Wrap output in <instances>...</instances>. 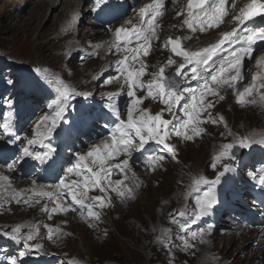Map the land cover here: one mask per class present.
Segmentation results:
<instances>
[{
	"label": "snow or ice",
	"instance_id": "obj_1",
	"mask_svg": "<svg viewBox=\"0 0 264 264\" xmlns=\"http://www.w3.org/2000/svg\"><path fill=\"white\" fill-rule=\"evenodd\" d=\"M227 0H187L186 7L181 10L178 15L186 12V18L182 22V26H187L192 32L199 30L206 32L209 29L219 27L225 22V18L230 15L226 9ZM111 0H94L93 11L108 8L109 11L115 6L109 7ZM231 20L229 23H235L231 31H224L220 34L219 39L207 47L198 50L184 49L181 44V38H168L164 47L169 48L171 53L182 58L183 62L177 64L176 70L172 75H165L168 66L176 63L170 56L167 63L158 67V70L152 72L151 79L146 83L141 80L143 76L148 74L146 69L148 65L138 57L142 54L147 56L150 54L152 42L159 39L158 19L163 16L165 10V0H152V3L146 4L138 12V23L133 24L132 20H126L125 25L119 28L109 30L113 32L114 39L109 42V48L115 49L116 53H125L124 57L116 61V71L123 75L127 87V96L130 103L127 105V119L121 116V110L115 105L113 97L118 93L107 94L106 110H103V126L109 129V136L102 141L103 147L100 145L92 146L86 153H72L67 161L63 160L56 147L53 146V133L61 126V122L68 123L66 112L72 108L71 101L76 97L87 98L90 93L80 92L74 88H70L63 80L55 78L56 98L53 100L54 107L50 114L45 115L40 123L33 129L31 139H26V145L21 149L20 155L16 158L25 161V158L38 161L41 166H46L45 170L53 172L60 169L64 171V164L72 163L67 168L65 174L59 179L58 183L49 184L44 187L54 189L55 191H39L33 192V195L47 197L50 201L55 202L56 206L51 209L52 213L63 211H79L80 216L88 221V226L94 228L92 219L99 220L100 213L94 209H103L111 204V199L105 196H89L90 190L99 188L101 193H105L106 189L102 186L105 179L114 174L110 167H106L108 161L119 156L125 158L114 167L117 169L130 170L129 161L134 152L140 153L141 166L147 165L151 170L160 166L166 158V154H170L175 158L174 146L166 141L175 135L185 141H192L195 137H200L204 131L201 125L206 123H226L223 118H213L209 111L214 107V101L208 100L209 96L213 98L224 99L219 89L228 87L233 90L236 97V103L241 107L248 104H257L264 106V93L259 94V98L248 100L247 97L252 96L254 90L264 89V75L254 76L253 83L245 86L242 91L236 89V84L242 81V68L245 57L251 58L255 51L254 45L257 42H264V26H255L247 24L254 18H264V2L262 0H248L238 11H235V4L232 5ZM126 25H131V28ZM136 43V48H130L128 45ZM227 51V55L223 53ZM94 55V53L92 54ZM139 63V68H135L134 64ZM191 65L188 72L183 70L186 66ZM218 65V66H217ZM258 67L264 68V57L257 60ZM42 78L48 79L51 74L47 70L36 69ZM230 73H234L229 75ZM119 79V77H113ZM190 81H197L196 87L185 86ZM259 81V83H257ZM111 82V81H110ZM9 83H12L9 81ZM216 87H213V86ZM136 89L146 90L147 97L159 100L166 107L160 113L152 115L147 109H141L139 106L143 103L145 97H137ZM183 101V103H181ZM177 106L182 110V117L177 116L173 111ZM164 111H168L172 115V120L163 119ZM204 112H208V117L201 118ZM139 113V115H135ZM9 113V117H11ZM176 121V123H173ZM3 134L20 139L13 129L9 120H5L2 125ZM61 131L64 129L61 128ZM110 141V143H109ZM253 144L264 145V137L254 139L250 136L238 138L232 143L223 144L220 151L214 157L219 162L222 160L236 161L237 156L233 151L234 148L247 149ZM39 145L40 149H34L33 146ZM166 150V153H165ZM91 159V163L86 164L85 161ZM155 162V163H154ZM15 163L8 164L10 171L15 170ZM215 167V163L212 165ZM235 165L224 164L223 170L218 172L214 181L209 182L203 176L193 177L191 180V190L198 191L200 185H211L214 187L220 183L221 177L226 173L232 172ZM99 169L98 171L94 169ZM86 170V171H85ZM87 173H91L88 175ZM68 175L82 176V182L75 180L66 183ZM134 175V174H133ZM250 178L264 190V167L259 169L255 174L249 173ZM127 178V177H125ZM6 184L5 190L11 188L9 178L0 175V184ZM35 183V182H34ZM115 185H122L123 181H115ZM137 188L139 184L135 185ZM210 187L209 191L203 192L202 196L197 199L196 210L190 218L191 223L206 216L218 203V199ZM122 202L127 199H133L135 192L127 186L117 187L113 189ZM4 191H0V207L4 206L7 199L9 202H20L22 194L18 191H12L7 197ZM70 198V202L66 205L64 202ZM32 197L24 200L28 204ZM87 201V202H86ZM39 203V200L36 201ZM43 211H48L45 206ZM86 210V211H85ZM186 211L178 213L180 217L185 216ZM50 218V216H49ZM175 222V221H172ZM27 233L22 232L21 226H15L11 232L0 233L12 240L17 245H23V250L17 252L8 260V264H20L25 256L32 255L35 251L42 253V245L36 243L33 248L30 241H33L40 235L39 227L35 225H27ZM212 224H208L206 229L192 231L188 237V229H185V237L182 240V247L187 250L194 247L190 241L199 240L200 243L205 241V237L210 234ZM48 239H52L55 232L59 239L63 233L59 229L47 228ZM158 242L160 238L158 237ZM162 243H168L167 237H164ZM172 245L169 243V247Z\"/></svg>",
	"mask_w": 264,
	"mask_h": 264
},
{
	"label": "rangeland",
	"instance_id": "obj_2",
	"mask_svg": "<svg viewBox=\"0 0 264 264\" xmlns=\"http://www.w3.org/2000/svg\"><path fill=\"white\" fill-rule=\"evenodd\" d=\"M26 3L28 4L27 1ZM3 5H5V2L0 4V50H4L8 55L19 60L21 63L25 65L29 63L32 66L38 67V64H48L53 67L59 62L61 63V58L59 57L52 58V55H56L57 53H59L61 49L59 47L58 42L56 41L58 36L56 35L57 32L55 30L58 27H60L62 24L60 25V21L58 19L57 22L55 23L54 20L55 14H53L59 11L58 10L55 11L56 9L53 8H45V9H49V10L53 9V10L51 12H48L45 18L38 20V16L33 11H30L32 10L34 5H32L30 9H27L26 7V9L21 10V8H23V5L20 6L19 4L18 5L7 4L6 2L5 5L6 11L4 10ZM7 5H9L10 7L9 11L6 9ZM17 15L21 16L20 19L16 18ZM19 21H21L22 26L20 28V33H19L20 35L16 36L13 35L11 31L8 30V28H11ZM41 22H45V23L48 22L47 23L48 25L45 27ZM43 29H46L45 30L46 33L42 36V38L38 39V36ZM41 41H43L44 43L48 42L49 43L48 48L50 50L48 51L41 50L39 48V44ZM60 63L55 70L59 69ZM92 64L93 63H91L90 65ZM72 70L75 71L76 74L73 77H70V75L68 74L67 78L69 80L73 82L78 81L80 84H82L83 80L88 78V74L87 76H85L84 79L81 76L85 74L87 68L81 69L77 67V65H74ZM80 71L82 73L79 75ZM63 74H65V72H63ZM226 111L230 113V116L232 117L234 116L233 115L234 111L229 109V107L227 106H226ZM239 118L242 121H246L248 124H250L255 119L253 115H247L245 112H240L234 118L235 123L239 121ZM206 144H207L206 142H203L196 145L187 146L184 149L182 154V159L184 161V165L188 167V169L194 170L198 166L200 168H203L204 166H202V163L204 161H205L204 165L207 163L209 157L208 150L210 146H207ZM179 168L181 167L170 166V172L168 173L169 176H165V175L162 176L164 181L160 183L158 187L152 188L149 191L145 192L143 197L132 205V207L130 208V212L128 214H124L122 217H120L119 211L121 207L118 208L115 211L116 220L114 221V223H112L107 227L108 232L104 233L101 238L96 240H90L84 231L78 229L79 232L76 234V237L74 238L75 240L74 239L69 240L65 250L71 253L76 252L84 259L91 260L93 262H97L100 264H109L110 261H116L115 264H146L149 260V256L147 255H148V251H150L149 249L152 243L151 241V243L149 244L150 235L146 233V230L144 228H140V227L134 228L133 226L124 222V220L126 219L127 221L129 218H131L137 222L145 223V225L143 226H146L149 222L150 217L154 212V207L152 209V205L155 206L157 200H159L161 196L167 195L168 192L167 184L169 183L173 184V190L171 191V193L174 191L176 185L175 173ZM182 170L186 171L185 168ZM143 199L146 200L143 201ZM145 206L147 207V215L146 217H143L138 211H142V212L146 211V210L143 211V207ZM23 217H25L24 214ZM10 218L14 219V217H10ZM10 218H4V220L8 223L11 221L14 222V220H10ZM125 224L130 226L129 229L130 231L132 229L131 233L129 234L130 236L128 235ZM142 238H144L145 240ZM146 242L148 243L146 244ZM234 248H236V251L240 249L238 246H235L231 249L234 250ZM227 252L228 251H226L227 254L226 257L231 259V255ZM261 255H264V253H262ZM89 256L91 257V259H88ZM240 259L242 260V256ZM252 260L254 259L250 260V264L253 263ZM153 261L156 264H158L157 258H153ZM236 262L237 263L240 262L238 258Z\"/></svg>",
	"mask_w": 264,
	"mask_h": 264
},
{
	"label": "bare ground",
	"instance_id": "obj_3",
	"mask_svg": "<svg viewBox=\"0 0 264 264\" xmlns=\"http://www.w3.org/2000/svg\"><path fill=\"white\" fill-rule=\"evenodd\" d=\"M28 3H32V2H30V1H27ZM35 2H33V5H34V7L32 8V10L31 11H33L37 16H38V20H41V19H43V18H45V16H46V14H48V11L47 10H45V8H48V6L47 5H45L44 3H42V2H37V3H35ZM55 11H57V10H55ZM65 13H66V11H64ZM20 15H17V19H20ZM36 17V16H35ZM55 18H54V20H55V23L57 22V19L60 21V25L63 23V20L66 18V14H64V13H62V12H57V13H55V16H54ZM48 23V22H47ZM21 26H22V23H21V21H19V22H17L14 26H12L11 28H8V30L9 31H11V33L13 34V35H16V36H19L20 34V28H21ZM47 29V28H46ZM46 29H43L41 32H40V34H39V36H38V39H40V38H42V36L46 33L45 32V30ZM58 36V35H57ZM37 39V40H38ZM45 41V40H44ZM48 45H49V43L47 42V43H44L43 41H41L40 42V44H39V48L41 49V50H43V51H48V50H50L49 48H48ZM34 46V45H33ZM102 126V123H99V127H101ZM168 179V178H167ZM168 182V181H167ZM170 184V183H169ZM169 184H167V185H169ZM168 191V190H167ZM160 199H164L165 201H167L168 200V197L167 196H161L160 197ZM159 199V200H160ZM158 201V200H157ZM148 202V201H147ZM148 204V203H147ZM136 207V206H135ZM153 207H154V210L156 209V207H162V205L160 206L158 203H156L155 204V206H153L152 205V209H153ZM133 210H135V209H133ZM144 210H146V211H144ZM143 211L144 212H142V211H138L143 217H146V215H147V207L145 206V207H143ZM122 217V216H121ZM151 218V217H150ZM124 219V218H123ZM121 220V219H120ZM150 220V219H149ZM124 222H126L127 224H129V225H131V226H133L134 228L135 227H140V225L142 224V223H140V222H137V221H135V220H133V219H131V218H129L127 221H126V219L124 220ZM149 223V222H148ZM126 225V224H125ZM126 228H127V232H128V235L131 233V231H132V229H131V231L129 230L130 229V226H128V225H126ZM139 229V228H138ZM138 229H136V230H138ZM143 230V229H142ZM157 231H159V230H156L155 232H157ZM145 232V231H144ZM146 233L148 234V235H152V234H154V232H152V231H149V230H146ZM140 234V233H139ZM130 236V235H129ZM139 236V235H138ZM138 236H136V237H138ZM133 237V236H132ZM132 239V238H131ZM142 239H144V238H142ZM133 240V239H132ZM137 240V239H136ZM145 240V239H144ZM143 242H145V241H143ZM148 242H146V244H147ZM147 246V245H146ZM144 247V246H143ZM132 248V247H131ZM136 255V254H135Z\"/></svg>",
	"mask_w": 264,
	"mask_h": 264
}]
</instances>
